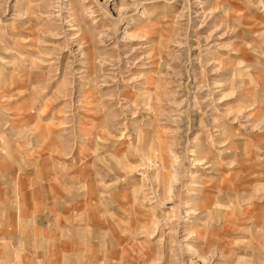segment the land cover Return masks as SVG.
Returning a JSON list of instances; mask_svg holds the SVG:
<instances>
[{
  "label": "rangeland",
  "instance_id": "rangeland-1",
  "mask_svg": "<svg viewBox=\"0 0 264 264\" xmlns=\"http://www.w3.org/2000/svg\"><path fill=\"white\" fill-rule=\"evenodd\" d=\"M0 264H264V0H0Z\"/></svg>",
  "mask_w": 264,
  "mask_h": 264
}]
</instances>
